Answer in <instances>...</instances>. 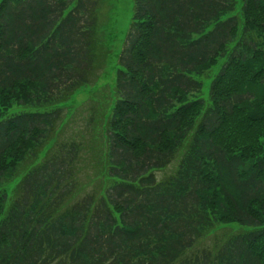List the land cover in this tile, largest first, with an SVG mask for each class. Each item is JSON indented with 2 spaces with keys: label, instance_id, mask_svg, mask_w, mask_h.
Masks as SVG:
<instances>
[{
  "label": "trees",
  "instance_id": "16d2710c",
  "mask_svg": "<svg viewBox=\"0 0 264 264\" xmlns=\"http://www.w3.org/2000/svg\"><path fill=\"white\" fill-rule=\"evenodd\" d=\"M101 6L0 0V264H264V0H132L71 113Z\"/></svg>",
  "mask_w": 264,
  "mask_h": 264
},
{
  "label": "rangeland",
  "instance_id": "374dc122",
  "mask_svg": "<svg viewBox=\"0 0 264 264\" xmlns=\"http://www.w3.org/2000/svg\"><path fill=\"white\" fill-rule=\"evenodd\" d=\"M101 3L102 6L100 8V12L106 19L105 21L108 20L107 25L104 26V37L110 50L107 68L105 70V74L103 75L101 83L97 84L94 90H90L89 88L84 87L71 96V98L67 102V105L71 108V113L76 107L88 101L89 99H96L94 95L95 90H98L103 85V83L105 84L107 81L111 82V80L113 79V68L116 64V60L120 53L125 34L131 21L132 0H101ZM224 59H220V61H223ZM220 61L210 68L211 75L209 73V77L206 75L203 79L201 92L204 93L205 97L208 94L211 81L214 79L216 74L219 72V69L221 68ZM32 95H35V93H33V90H30V96ZM21 109H23L22 106H14L12 111L16 112ZM68 110L69 109H67V111ZM169 171L170 169L168 170V172Z\"/></svg>",
  "mask_w": 264,
  "mask_h": 264
}]
</instances>
